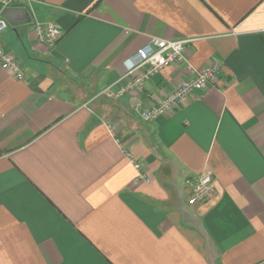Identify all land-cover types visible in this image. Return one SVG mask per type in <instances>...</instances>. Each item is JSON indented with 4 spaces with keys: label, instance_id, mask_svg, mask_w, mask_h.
I'll return each mask as SVG.
<instances>
[{
    "label": "crops",
    "instance_id": "1",
    "mask_svg": "<svg viewBox=\"0 0 264 264\" xmlns=\"http://www.w3.org/2000/svg\"><path fill=\"white\" fill-rule=\"evenodd\" d=\"M26 7L62 35L46 47L32 20L0 33L24 73L0 64V264H264V0ZM152 38L188 40L184 60L100 95L143 70L121 78ZM214 63L186 103L153 121L135 109ZM206 169L213 192L190 205L185 179Z\"/></svg>",
    "mask_w": 264,
    "mask_h": 264
},
{
    "label": "built area",
    "instance_id": "2",
    "mask_svg": "<svg viewBox=\"0 0 264 264\" xmlns=\"http://www.w3.org/2000/svg\"><path fill=\"white\" fill-rule=\"evenodd\" d=\"M29 0H0L2 9L5 7H26ZM27 8V7H26ZM32 29L39 43L46 47L52 48L62 35V31L52 22L33 21ZM9 27L8 22L0 15V33ZM188 40H166L160 38H152L150 41L129 57L125 62L126 69L121 78L131 75L134 71L143 68V70L133 76L128 83L114 89V85H108L100 92V95L107 97L121 96L129 90L139 87L144 80L158 73L161 69L178 61L184 60V49ZM0 64L2 67L11 70L16 78L23 79L21 65L17 58L10 52L0 47ZM220 65L212 64L210 67L204 68L195 73L193 78L182 81L178 87L169 93L160 102L143 108L140 101L135 102V109L140 111V116L145 121H153L158 116L173 110L181 104L186 103L190 96L201 91L206 85L211 84L218 78ZM131 158V155L127 153ZM134 167L140 170V164L135 162ZM140 177L146 181L148 178L145 174L140 173ZM185 183L190 186L188 204L193 205L205 202L213 192V175L209 169L203 170L193 176L185 179Z\"/></svg>",
    "mask_w": 264,
    "mask_h": 264
},
{
    "label": "water",
    "instance_id": "3",
    "mask_svg": "<svg viewBox=\"0 0 264 264\" xmlns=\"http://www.w3.org/2000/svg\"><path fill=\"white\" fill-rule=\"evenodd\" d=\"M0 15L13 28L28 24L31 21V13L26 7H5Z\"/></svg>",
    "mask_w": 264,
    "mask_h": 264
}]
</instances>
